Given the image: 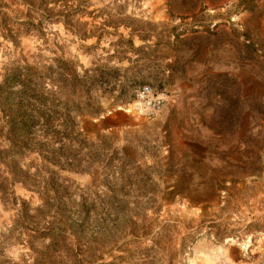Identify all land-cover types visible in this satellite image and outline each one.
<instances>
[{"label": "rangeland", "instance_id": "1", "mask_svg": "<svg viewBox=\"0 0 264 264\" xmlns=\"http://www.w3.org/2000/svg\"><path fill=\"white\" fill-rule=\"evenodd\" d=\"M87 1L129 16L115 29L136 46L129 61L110 57L115 35L80 38L46 19L13 25V39L0 28V82L60 58L78 72L132 66L165 95L155 109L138 90L121 104L101 96L104 112L87 118L81 169L60 171L72 220L90 216L89 257L76 264H264V0ZM23 5L0 0L10 24ZM14 214L0 197V262L11 264L26 251L8 233Z\"/></svg>", "mask_w": 264, "mask_h": 264}, {"label": "trees", "instance_id": "2", "mask_svg": "<svg viewBox=\"0 0 264 264\" xmlns=\"http://www.w3.org/2000/svg\"><path fill=\"white\" fill-rule=\"evenodd\" d=\"M22 3L16 11L23 17L15 24L0 10V28L6 38L20 29L13 25L31 23L37 29L46 19L63 24L80 38L99 41L105 35H115L110 57L129 61L127 53L136 50L131 36L115 30L130 27L127 15L91 8L87 0ZM56 61L58 68L17 64L0 82V171L4 174L0 177V197L15 211L8 233L16 232L17 241L26 250L13 264H76L89 257L84 248L88 244L82 242L89 213L78 210L82 219L72 220L70 183L60 171L81 169L79 154L92 145L87 118L104 112L98 99L107 95L112 99L110 105L126 103L146 83L140 70H132V66L104 68L94 64L78 72L72 60ZM16 184L29 192L30 199L16 195ZM33 198L39 203L34 205ZM0 264L11 263L3 260Z\"/></svg>", "mask_w": 264, "mask_h": 264}, {"label": "built area", "instance_id": "3", "mask_svg": "<svg viewBox=\"0 0 264 264\" xmlns=\"http://www.w3.org/2000/svg\"><path fill=\"white\" fill-rule=\"evenodd\" d=\"M137 97L141 100H147L148 104H150L154 109L158 108L161 104H163L165 100L164 93L153 97V91L149 86H142L137 91Z\"/></svg>", "mask_w": 264, "mask_h": 264}, {"label": "water", "instance_id": "4", "mask_svg": "<svg viewBox=\"0 0 264 264\" xmlns=\"http://www.w3.org/2000/svg\"><path fill=\"white\" fill-rule=\"evenodd\" d=\"M117 109H121V107H118Z\"/></svg>", "mask_w": 264, "mask_h": 264}]
</instances>
